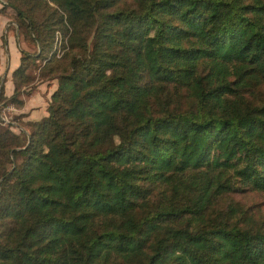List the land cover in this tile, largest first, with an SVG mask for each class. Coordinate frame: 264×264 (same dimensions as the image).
Masks as SVG:
<instances>
[{
	"label": "trees",
	"instance_id": "1",
	"mask_svg": "<svg viewBox=\"0 0 264 264\" xmlns=\"http://www.w3.org/2000/svg\"><path fill=\"white\" fill-rule=\"evenodd\" d=\"M0 1L38 48L0 113L38 63L57 82L29 135L0 119V264H264V228L216 209L264 192V0Z\"/></svg>",
	"mask_w": 264,
	"mask_h": 264
},
{
	"label": "rangeland",
	"instance_id": "2",
	"mask_svg": "<svg viewBox=\"0 0 264 264\" xmlns=\"http://www.w3.org/2000/svg\"><path fill=\"white\" fill-rule=\"evenodd\" d=\"M3 6L4 4L0 1V10L3 8ZM10 12L11 11H8V13L5 12L4 14L7 17L3 16L2 18L4 19L5 22L8 21V24H10L8 27V31H10L12 40H15L17 44L19 43L18 48H14L11 45V49H10L12 65L19 66L18 58L19 55L21 56L19 50H23L25 52H28L29 54L34 55L37 52L38 48L31 41L27 40L26 37L24 38L23 35L21 36L19 35L20 33L18 26L13 25V23H10V20H12ZM2 18H0V21ZM3 30L4 28L0 29L1 54L2 53L4 54V52L6 51V39L3 36ZM58 47H61L60 42H58ZM41 65L42 63L40 62L38 63L36 68H32L29 71L31 81L28 85L29 87L32 86L35 91L39 86L46 83L45 82L38 84L39 81H37V78H40L41 76L37 68ZM8 71H9L8 62L0 64V73L2 74V80L4 81L3 86L5 85L6 75ZM8 88H9V84L6 85L7 92H8ZM27 90H30V88H28ZM33 91H31V93ZM49 97H47L48 101L50 99ZM23 98L26 99L27 97H23ZM244 98L246 101L256 106L260 104H264V83L260 84L259 86L252 87L248 91V93L245 94ZM186 102H187V98L184 99L183 104L186 105ZM24 118L25 115L20 114L19 110L14 106H8L7 108H4L0 113V119L3 122L4 126L6 127L10 126L11 131L17 135L20 134L21 130L25 131L28 135L30 134L31 128L27 125L30 120H24ZM5 168L9 169V165H6ZM216 209L217 211L219 209V211H221L224 214H228L229 212L232 213L235 210L236 213L238 212L239 215L241 216L242 220L240 222H242L243 225H251V223H253L251 225V227L253 228L256 229H260L261 227L264 228V192L253 191L251 189L241 187L239 189H236L234 192H230L219 197L216 201Z\"/></svg>",
	"mask_w": 264,
	"mask_h": 264
},
{
	"label": "crops",
	"instance_id": "3",
	"mask_svg": "<svg viewBox=\"0 0 264 264\" xmlns=\"http://www.w3.org/2000/svg\"><path fill=\"white\" fill-rule=\"evenodd\" d=\"M10 24H8V21L5 22L2 18L0 21V29L4 28L3 30V36L6 39V51L4 54L0 53L1 57V64L8 62L9 71L6 75V84H9L8 92L5 90L7 96H11L14 91V85L12 81V74L13 71L18 67L16 65H12L11 62V54L10 49L11 45L14 48H18V44L15 40H12V36L10 35V31H8V27ZM2 27V28H1ZM7 27V28H6ZM11 39V41H10ZM20 58L19 55V63L20 64ZM52 84V86H51ZM45 83L37 88V90L31 95L30 97L26 98L25 100V106L22 110H19L20 114H24L25 118L24 120H30V121H39L45 116H47V108H48V99L47 97L51 96L55 90L57 89V83ZM50 85V86H49ZM50 98V97H49ZM48 101V102H47Z\"/></svg>",
	"mask_w": 264,
	"mask_h": 264
},
{
	"label": "water",
	"instance_id": "4",
	"mask_svg": "<svg viewBox=\"0 0 264 264\" xmlns=\"http://www.w3.org/2000/svg\"><path fill=\"white\" fill-rule=\"evenodd\" d=\"M3 84H4V81L2 80V82H1V88H0V89H2V87H3Z\"/></svg>",
	"mask_w": 264,
	"mask_h": 264
}]
</instances>
